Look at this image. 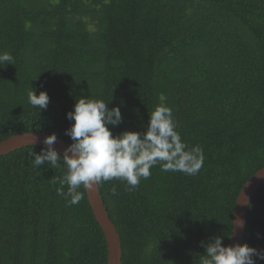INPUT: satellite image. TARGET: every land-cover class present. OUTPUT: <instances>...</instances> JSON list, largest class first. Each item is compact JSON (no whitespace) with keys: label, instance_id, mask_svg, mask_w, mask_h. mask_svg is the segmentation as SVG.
<instances>
[{"label":"trees","instance_id":"1","mask_svg":"<svg viewBox=\"0 0 264 264\" xmlns=\"http://www.w3.org/2000/svg\"><path fill=\"white\" fill-rule=\"evenodd\" d=\"M5 52L0 144L27 133L71 144L67 113L86 97L120 107L113 135L146 131L164 103L182 140L203 149L195 175L158 164L131 191L99 184L122 264H201L214 237L229 245L237 200L264 169V0H0ZM32 88L48 93L47 109L29 104ZM43 149L0 157V264H108L86 189L68 206L57 191L66 166H33ZM244 244L264 253V186Z\"/></svg>","mask_w":264,"mask_h":264},{"label":"clouds","instance_id":"2","mask_svg":"<svg viewBox=\"0 0 264 264\" xmlns=\"http://www.w3.org/2000/svg\"><path fill=\"white\" fill-rule=\"evenodd\" d=\"M12 61L10 53L0 54V64H13ZM28 102L42 111L47 109L50 97L46 91L37 95L32 88L28 92ZM67 119L74 121L65 132L73 142L64 150L63 156L54 147L55 133L44 139L46 149L30 155L34 156V167L44 164H51L53 169L66 166L67 172L57 191L61 196L70 197L68 206L77 205L83 199L84 194L78 191L81 186L94 191L101 182L118 179L125 181L127 190L131 191L141 179L149 178L150 170L158 164L163 172L187 175L197 174L203 166V149L199 145L189 148L182 140L176 130L178 122L173 111L164 103L150 113L146 131L125 130L113 135L109 126H119L123 122L120 107L109 108L103 100L86 97L76 101L74 111L67 113ZM65 184L67 193L64 192ZM112 194H117L115 187ZM204 247L206 254L201 258V264H256L254 256L264 259V253L248 244L224 246L220 236Z\"/></svg>","mask_w":264,"mask_h":264},{"label":"water","instance_id":"3","mask_svg":"<svg viewBox=\"0 0 264 264\" xmlns=\"http://www.w3.org/2000/svg\"><path fill=\"white\" fill-rule=\"evenodd\" d=\"M47 136L49 135L42 133H27L13 137L0 144V157L8 156L12 153L29 147L46 149L47 145L44 144V139ZM69 145L70 144L66 143L65 141L57 138L54 147L60 153V155L63 156L64 150ZM263 186L264 169L252 177V179L245 185L241 192V198L239 196L240 200L239 198L237 200L233 222L234 228L231 241L228 246L244 244L249 207L253 198ZM86 193L96 221L106 237L108 245V264H122L123 251L120 235L114 223L110 219L109 213L101 197L99 185L94 191L86 190Z\"/></svg>","mask_w":264,"mask_h":264}]
</instances>
